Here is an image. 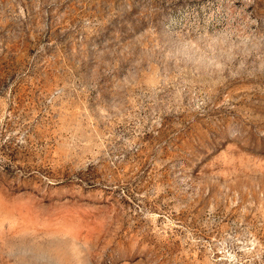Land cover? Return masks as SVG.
Listing matches in <instances>:
<instances>
[{
    "label": "rangeland",
    "instance_id": "1",
    "mask_svg": "<svg viewBox=\"0 0 264 264\" xmlns=\"http://www.w3.org/2000/svg\"><path fill=\"white\" fill-rule=\"evenodd\" d=\"M0 264H264V0H0Z\"/></svg>",
    "mask_w": 264,
    "mask_h": 264
}]
</instances>
